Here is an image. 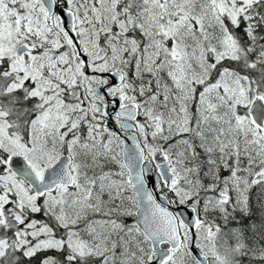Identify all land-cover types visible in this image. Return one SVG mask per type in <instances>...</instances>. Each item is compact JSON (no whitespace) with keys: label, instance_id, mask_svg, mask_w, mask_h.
I'll return each instance as SVG.
<instances>
[{"label":"snow or ice","instance_id":"1","mask_svg":"<svg viewBox=\"0 0 264 264\" xmlns=\"http://www.w3.org/2000/svg\"><path fill=\"white\" fill-rule=\"evenodd\" d=\"M0 264H264V0H0Z\"/></svg>","mask_w":264,"mask_h":264}]
</instances>
